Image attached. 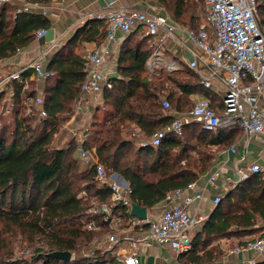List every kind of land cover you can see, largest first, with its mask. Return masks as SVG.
<instances>
[{"label":"trees","instance_id":"16d2710c","mask_svg":"<svg viewBox=\"0 0 264 264\" xmlns=\"http://www.w3.org/2000/svg\"><path fill=\"white\" fill-rule=\"evenodd\" d=\"M25 1L42 5L51 0ZM157 2L176 23L193 30L199 27L202 0ZM6 4L0 5V60L16 54L27 44L15 27L21 15L32 14L20 12L13 16ZM256 13L264 26V0H256ZM104 27L103 19L88 20L52 54L46 66L51 75L43 88L44 118L37 120L34 115L24 113V96L15 87L14 106L8 111L12 121L0 130V220L8 229L14 226L28 241L41 236L47 250L36 249L28 259L13 258L12 250L0 238V264H124L116 255L117 245L90 255L79 254L78 246L88 243L94 233L83 228V223L90 219L100 223L99 217L87 212L91 198L96 204L107 203L124 218L129 212L126 206L111 203L109 187L99 181L93 167L81 160L73 137L66 138L62 145L53 143L65 121L63 115L72 109L84 80L83 56L67 45L78 37L100 42L105 35ZM39 28L45 27H33V33ZM137 33L141 36L134 38ZM152 48L150 37L140 30L124 37L118 51L117 76L107 78L102 103L94 111L85 140L87 145L95 146L105 175L120 173L128 181L131 202L147 209L205 172L211 165L215 146L223 145L230 135L221 127L208 131L190 121L181 134L167 133L157 146L134 145L129 137L133 128L137 127L145 138L165 128L174 113L191 109V94L203 93L211 98L213 107L217 98L211 89L200 84L196 72L181 58L180 69L149 77L145 63ZM26 94L33 95V89ZM161 96L168 100L170 110L162 107ZM101 107L103 113L98 118ZM236 128L240 129L238 124ZM263 229L264 170L228 190L191 237V249L178 256L185 257L184 263L210 262L223 254L215 246L207 248L213 240L237 235L241 237L238 245H243L248 240L242 238ZM53 250H69L74 256L61 260L49 255Z\"/></svg>","mask_w":264,"mask_h":264},{"label":"built area","instance_id":"2783aa9c","mask_svg":"<svg viewBox=\"0 0 264 264\" xmlns=\"http://www.w3.org/2000/svg\"><path fill=\"white\" fill-rule=\"evenodd\" d=\"M11 1L0 0V5ZM202 2V23L196 30L173 21L163 7L162 10L154 12L137 8L117 9L112 7L113 0H109V8L105 12L93 16L105 21V38L111 44L83 53L84 80L72 109L65 113L66 119L57 133L64 131L65 139H75L81 160L93 167L99 181L109 187L111 203L126 206L128 212L132 203L129 187L112 179V173L105 175L95 146L85 142L94 111L100 105L98 101L102 98L103 88L107 84L108 77L102 69V64L115 49L113 44L117 42L118 31L127 35L134 30H140L143 35L150 37L153 48L145 63L149 75L157 76L159 72H172L181 68L180 60L170 54L169 46L174 44L180 47L185 63L196 72L200 84L221 95V112L211 105L209 97L203 95L192 101L188 112L175 114L168 126L154 131L145 140L136 141L135 146H157L167 133L181 134L183 126L190 121L199 123L208 131H215L222 125L238 124L247 138L264 133V26L257 17L256 0ZM32 8L41 9L44 13L43 5L25 2L15 9L14 16L20 12H29ZM45 33L46 28H39L33 35L37 40ZM58 45L51 40L32 60L15 65L4 72L0 81L1 110L4 108L10 111L14 106L17 86L24 96V113L34 115L37 120L46 116L43 89L35 87L34 94L30 96L26 92L31 89L32 81L40 85L51 75V71L44 66L43 59L47 54L53 53ZM161 101L162 107L170 110L169 102L164 96H161ZM228 150L235 152L236 148L230 146ZM261 162L241 163L236 166L232 175L223 174L220 166L209 171L208 184L217 189V180L221 177L224 185L221 193L214 194L213 205L236 184L254 173L263 171L264 158ZM202 198L203 192L196 182H189L165 196L156 219L146 215L145 219L141 220L130 214L124 218L121 214L113 212L107 203L92 202L87 212L99 217L100 223L90 219L82 226L94 231L105 227L109 249L115 245L119 246L122 231L132 230L135 235L125 237L130 242L129 247L120 246L116 255L124 264H140L142 245L149 241L169 245L177 255L191 249V230L202 217L192 215L190 210ZM249 250L256 253L264 251V232L243 245L235 246L231 251ZM248 263L258 264L255 259H250Z\"/></svg>","mask_w":264,"mask_h":264},{"label":"crops","instance_id":"0c3cea01","mask_svg":"<svg viewBox=\"0 0 264 264\" xmlns=\"http://www.w3.org/2000/svg\"><path fill=\"white\" fill-rule=\"evenodd\" d=\"M113 8H137L147 12H154L158 10H162V6H160L157 0H113ZM25 0H12L8 5L10 11H12L13 16L15 9L18 6H21L25 3ZM44 8V13L41 12V9L32 8L28 13L32 14H24L21 15L16 21V32L19 37L28 41L27 44L20 49L16 54L3 58L0 60V81L3 78L4 72L11 67L26 63L32 60L37 54L43 51L46 46L49 44V41H46L44 36L39 39H35L34 35H32L31 39L28 40V36L33 34V27H41L44 26L46 30L48 28H52L54 32L53 40L58 43V47L65 45L75 34L76 30L82 26L85 22L92 19L93 16L97 13H103L109 8V0H51L46 4H42ZM160 8V9H159ZM32 30V31H31ZM123 33L118 31L116 33L117 42L114 45L115 49L112 53H110L102 64V69L104 73L107 75L114 71L117 72V58L118 51L121 42L124 37ZM105 35L100 42L96 41H86L80 39L78 37L73 41V43H69L67 46L72 47L74 52L83 55L86 50L93 48H101L102 46L107 45ZM111 44V43H109ZM170 54L176 59H183L181 54V49L177 45H170ZM54 53V52H53ZM49 53L44 56L43 63L46 67L52 54ZM185 62V60H184ZM147 70V69H146ZM148 73V70H147ZM149 77H153L149 75ZM155 77V76H154ZM36 88H44L43 84H36L35 82H31V89L35 92ZM216 98V102L214 103V108L221 112V95L211 90ZM204 94L201 92H196L190 95V99L193 101ZM206 96V95H205ZM208 97V96H207ZM211 100V98H210ZM219 100V103L217 102ZM212 101V100H211ZM100 104L102 103V98L98 101ZM185 113V112H183ZM180 114V113H174ZM66 115H63V118L66 119ZM79 118V117H78ZM236 124L234 125H222L220 126L222 129L229 133V138L223 145L215 146L216 151L214 157L212 159L211 165L209 168L200 174L196 180V185L203 192V198L197 203L194 204L193 208L190 210V213L194 216H200L202 219L193 227L191 230V237L194 236L201 228L204 219L209 215L211 210L213 209V197L216 193H221L223 191V183L222 178L220 177L217 180L218 187L217 189L213 188L210 184L207 183V173L212 171L216 167H221L223 174L232 175L236 166L243 164H252L258 163L264 158V133L255 137L247 138L242 129L236 128L234 129ZM134 134L136 138H140L138 140H145V138L138 130V128H133ZM229 131V132H228ZM62 134L57 133L55 139H53V143H60L62 145L65 141V138ZM136 140V141H138ZM62 143V144H61ZM230 146H234L236 148L235 152H231L228 150ZM218 147V148H217ZM163 206V201L154 205L150 209H147V216L152 219H156L160 214V211ZM264 229L260 232L259 236L263 234ZM129 235H135V232L131 231H122L120 234L121 241L119 243L120 246L124 248H128L130 245L129 240L125 237ZM137 235V233H136ZM236 236L223 237L216 240H213L209 246L215 245L219 243L222 247L224 253L220 255L218 258L206 262V263H184L185 257H179L169 245H162L155 242H147L146 245H142V250L139 254L140 264H145V260L148 256H153V264H249L248 261L250 259H255L258 264H264V251L260 253H256L254 251H231L232 248L238 246L234 244L233 246H228L226 242H230L231 240H235ZM238 239H241L239 237ZM245 239V238H243ZM247 239V238H246ZM254 239V238H252ZM239 242V241H238Z\"/></svg>","mask_w":264,"mask_h":264},{"label":"rangeland","instance_id":"374dc122","mask_svg":"<svg viewBox=\"0 0 264 264\" xmlns=\"http://www.w3.org/2000/svg\"><path fill=\"white\" fill-rule=\"evenodd\" d=\"M201 23H202V15L200 14L199 19L197 20V25H200ZM140 36H141V34L137 33L134 35V38H139ZM163 73L159 72V75H157L155 77H159ZM155 77L153 76V78H155ZM190 101L192 103L191 99H190ZM102 113H103V108L101 107L99 109L98 114H97L98 118L101 117ZM11 121H12L11 114H8V111H6L4 108L2 110L0 109V130L2 128H4L5 125ZM62 126H63V124L61 125V127ZM133 133H134V130L132 129L131 132L129 133V137L134 140V145H135L136 140H138L140 138H136V135ZM61 134L63 135L64 131L61 132ZM53 139H55V137H53ZM59 144L60 143H55V145H59ZM90 201L94 202V199L91 198ZM259 234L260 233L257 232L255 234L248 235L244 238L245 239L247 238L246 240H251L252 238H257L259 236ZM239 237L240 236L236 235L235 240H231L230 242H226V243L228 244L229 247L233 246L234 244H237L238 241H240V239H238ZM0 238H2V239L4 238L5 243L7 244L8 248L10 250H12V252H13L12 257L13 258H24V259L26 258V259H28V258H30V256L32 255V253L36 249H40L42 251L47 250V246L44 242V239L41 236L35 237L33 241H28L23 234L16 231L14 226H12L11 229H8L6 223L3 220H0ZM212 246H215V248H217L218 250H222V253H224V251H223L222 247H220L221 245H219V243L212 245ZM108 247H109V242L107 241V233L104 231H101V230H97V231H94L93 237L88 243H83V244L78 246V252L81 255H90L95 250L104 251V250L109 249ZM73 256H74V252L71 253V257H73Z\"/></svg>","mask_w":264,"mask_h":264},{"label":"water","instance_id":"95a60500","mask_svg":"<svg viewBox=\"0 0 264 264\" xmlns=\"http://www.w3.org/2000/svg\"><path fill=\"white\" fill-rule=\"evenodd\" d=\"M44 38L46 41L53 40L54 32H53L52 28H48L46 30ZM116 76H117L116 71L107 74V77H116ZM258 163L261 164L262 162L259 161ZM112 179H114L117 183H119L125 187L128 186V181L126 179H124L123 176L118 172L112 173ZM129 214L131 216L136 217L137 219H140V220L145 219V217L147 215V208L132 202L131 206H130ZM49 255H51L54 258H58V259L65 260V261L70 260V258H71V252L69 250H53V251L49 252ZM145 264H153V256H148L145 260Z\"/></svg>","mask_w":264,"mask_h":264}]
</instances>
